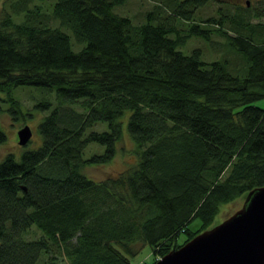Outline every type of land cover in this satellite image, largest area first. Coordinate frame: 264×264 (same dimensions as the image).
Listing matches in <instances>:
<instances>
[{
  "label": "trees",
  "instance_id": "16d2710c",
  "mask_svg": "<svg viewBox=\"0 0 264 264\" xmlns=\"http://www.w3.org/2000/svg\"><path fill=\"white\" fill-rule=\"evenodd\" d=\"M124 1L51 0L48 13L13 0L0 9L10 111L24 114L18 85L55 92L34 103L46 111L40 144L0 159V264H133L122 251L144 243L162 256L183 243L180 232L187 241L222 204L264 186V108L253 104L264 97V0L205 18L196 12L211 0H170L168 15L148 11L139 24L113 10ZM213 35L238 66L181 49ZM126 110L136 160L87 177L83 166L114 156ZM98 122L107 129L91 128ZM90 143L103 151L83 156Z\"/></svg>",
  "mask_w": 264,
  "mask_h": 264
},
{
  "label": "rangeland",
  "instance_id": "374dc122",
  "mask_svg": "<svg viewBox=\"0 0 264 264\" xmlns=\"http://www.w3.org/2000/svg\"><path fill=\"white\" fill-rule=\"evenodd\" d=\"M13 0H0V9L3 4L7 5ZM51 0H29V3L26 7L30 8L33 4H39L42 10L49 11V4ZM170 0H125L123 3L115 5L113 10L118 14L127 15L130 17L133 24H139L145 19V14L148 11H153L161 17H165L170 12L169 7ZM244 2V0H211L207 4L201 6L197 9V17H208L211 15H216V9L220 7L227 13L234 12V6L237 3ZM256 0H246V4L256 7ZM51 10V9H50ZM49 13V12H48ZM16 19H21V14L16 16ZM197 19V18H196ZM176 24L179 27H184V22L181 20L175 19ZM264 22V18H259ZM250 21L257 22L256 17H251ZM54 23V21H52ZM225 27L229 28V24H225ZM258 29V28H257ZM260 30V29H258ZM73 35L71 34V40L73 41ZM225 38L218 35H213L209 40H204L200 37H194L188 39L186 44L181 48L183 51H191L194 48H199L201 51V57L205 60L210 59H227L229 63H234L239 65L238 57L233 53L226 43L224 42ZM184 51V52H185ZM53 92L46 87L35 86V85H18L12 89V95L19 100L21 104V111L24 114L17 113L14 116L13 112L10 111V93L6 91H0V128L5 133V139L0 142V159L5 156L6 153L10 152L13 154L16 160L20 159L22 152L26 149L36 148L41 142V136L38 131V123L41 121L43 115L46 111L41 110L34 106L40 99H48L54 97ZM253 104L264 108V97L259 98L253 101ZM129 111L126 110L120 116L121 123V136L116 142V149L114 156L105 163L100 164H86L82 167V172L89 178L93 180H98L102 178L109 177L116 172L124 169L128 164L136 160L138 151V146L130 136L127 129V118ZM24 124L29 125L31 128V137L27 143L21 145L17 142V129ZM103 124V125H98ZM104 126V127H103ZM103 127V128H102ZM91 128L98 129H107L106 122H98ZM103 145L90 143L85 148L83 156L90 154L92 152H102ZM244 196H239L236 199L222 204L219 212L215 216L213 223L214 225L223 219L227 218L235 210H237L243 203ZM200 224L198 218H194L188 224V227L191 229L196 228ZM209 226V227H210ZM38 235L36 231H32L26 234L27 237H32ZM186 237L184 232H180L177 238V242L183 241ZM182 243V244H183ZM114 246L122 251L121 246L118 243L113 242ZM181 245V244H180ZM179 245V246H180ZM174 248V247H172ZM171 248V249H172ZM133 264H153L159 257L158 253L154 255L152 253L150 245L147 243L141 244L135 249L132 254L122 251Z\"/></svg>",
  "mask_w": 264,
  "mask_h": 264
},
{
  "label": "water",
  "instance_id": "95a60500",
  "mask_svg": "<svg viewBox=\"0 0 264 264\" xmlns=\"http://www.w3.org/2000/svg\"><path fill=\"white\" fill-rule=\"evenodd\" d=\"M24 124L18 144L31 137ZM153 264H264V186L247 191L242 205L222 221L203 229Z\"/></svg>",
  "mask_w": 264,
  "mask_h": 264
},
{
  "label": "built area",
  "instance_id": "2783aa9c",
  "mask_svg": "<svg viewBox=\"0 0 264 264\" xmlns=\"http://www.w3.org/2000/svg\"><path fill=\"white\" fill-rule=\"evenodd\" d=\"M147 264V262H145ZM144 264V263H143Z\"/></svg>",
  "mask_w": 264,
  "mask_h": 264
}]
</instances>
